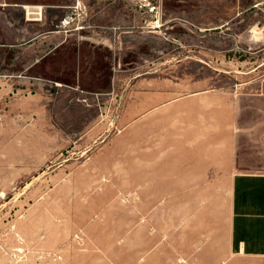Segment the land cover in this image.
Listing matches in <instances>:
<instances>
[{
    "label": "rangeland",
    "instance_id": "obj_1",
    "mask_svg": "<svg viewBox=\"0 0 264 264\" xmlns=\"http://www.w3.org/2000/svg\"><path fill=\"white\" fill-rule=\"evenodd\" d=\"M263 78L264 0H0V80L38 111L0 203V264H170L130 236L131 93Z\"/></svg>",
    "mask_w": 264,
    "mask_h": 264
},
{
    "label": "crops",
    "instance_id": "obj_2",
    "mask_svg": "<svg viewBox=\"0 0 264 264\" xmlns=\"http://www.w3.org/2000/svg\"><path fill=\"white\" fill-rule=\"evenodd\" d=\"M21 84L0 80V203L27 163L26 118L37 125V109L11 97ZM129 113L130 236L146 244L142 253L170 264H264V78L141 88ZM112 142L118 148V130ZM106 161L118 181V154ZM108 195L104 212L117 213L118 186Z\"/></svg>",
    "mask_w": 264,
    "mask_h": 264
},
{
    "label": "built area",
    "instance_id": "obj_3",
    "mask_svg": "<svg viewBox=\"0 0 264 264\" xmlns=\"http://www.w3.org/2000/svg\"><path fill=\"white\" fill-rule=\"evenodd\" d=\"M16 91H18V93H20L21 91L22 92H26V90L25 89H23V87H18L17 89H15Z\"/></svg>",
    "mask_w": 264,
    "mask_h": 264
},
{
    "label": "bare ground",
    "instance_id": "obj_4",
    "mask_svg": "<svg viewBox=\"0 0 264 264\" xmlns=\"http://www.w3.org/2000/svg\"><path fill=\"white\" fill-rule=\"evenodd\" d=\"M27 9H28V8H27ZM27 12H28V10H27ZM28 13H29V12H28ZM30 13H31V12H30ZM35 13L37 14V15H35V16H39V13H38L37 11H36ZM33 15H34V14H33ZM28 16H29V15H28ZM30 16H31V15H30ZM30 16H29V17H30ZM32 17H33V16H32ZM32 17H31V18H32Z\"/></svg>",
    "mask_w": 264,
    "mask_h": 264
}]
</instances>
